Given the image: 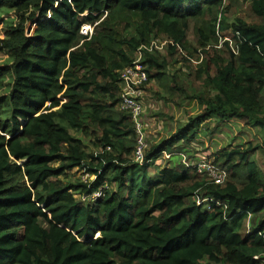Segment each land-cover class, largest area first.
<instances>
[{
    "label": "trees",
    "instance_id": "16d2710c",
    "mask_svg": "<svg viewBox=\"0 0 264 264\" xmlns=\"http://www.w3.org/2000/svg\"><path fill=\"white\" fill-rule=\"evenodd\" d=\"M239 2L256 22L228 19ZM2 8L16 17L0 39L10 59L0 66V83L10 80L0 97V264H264V177L251 158L264 152V0ZM177 54L188 66L170 72ZM136 61L158 100L199 107L158 141L145 130L141 161L121 108L120 72ZM233 119L259 141L213 153L208 162L226 172L214 183L184 149Z\"/></svg>",
    "mask_w": 264,
    "mask_h": 264
},
{
    "label": "rangeland",
    "instance_id": "374dc122",
    "mask_svg": "<svg viewBox=\"0 0 264 264\" xmlns=\"http://www.w3.org/2000/svg\"><path fill=\"white\" fill-rule=\"evenodd\" d=\"M15 17L16 15L11 9H0V39L4 37L7 27L14 24ZM227 17L230 21H232V19H234L235 17H240L249 23L256 22L255 18H253L250 13L248 4L242 2H239L236 6H230ZM92 28L93 27L91 26V31ZM225 35L227 38L230 37L228 33H226ZM189 38L192 39L191 36H189ZM181 55L177 54L175 56L176 59H181ZM180 61L182 62L171 66L169 71L172 72L174 69H183L184 71V67L188 66V64L182 59ZM6 64H10V59L8 58L6 52L0 51V66ZM9 81V76L5 75L2 82L0 83V97L8 92ZM193 85L196 86V82L193 81ZM155 90L156 88L153 84H148L144 96V110L146 107L145 112H149L148 107L146 106L147 103L150 105L149 109H152V113L148 115V123L146 127L147 132H149V140L152 139V141H154L155 139L156 141H158L161 138L169 135L177 128V126L185 123L186 119L189 116L193 115L195 110H198L199 108L195 102H193L190 106H186V98H184L183 96H174L173 100L165 103L163 100H158L154 96ZM175 103H178L180 106L176 105ZM246 123L247 122L243 120L233 119L231 121V126L228 127V130L224 129V131L221 133L216 132L210 138L204 137V134H201V144L194 143L191 149H184L193 153L189 157L188 161L196 163L198 160H201L204 157L210 160L209 158L213 153L221 150L222 148H226L229 145L234 146L237 144L242 145L245 143H251V145H255L256 142L259 141V136H254L256 134V130L252 127H248ZM179 156L180 158H183L182 154H179ZM195 157L197 159L196 161L193 160ZM251 158L258 163L260 172L264 177V152L260 149H257L252 154ZM165 159L166 158L163 157L158 161V163ZM164 163H166V161ZM79 173L80 172H77V175Z\"/></svg>",
    "mask_w": 264,
    "mask_h": 264
},
{
    "label": "built area",
    "instance_id": "2783aa9c",
    "mask_svg": "<svg viewBox=\"0 0 264 264\" xmlns=\"http://www.w3.org/2000/svg\"><path fill=\"white\" fill-rule=\"evenodd\" d=\"M80 33L87 36L92 33L91 26L83 24L80 28ZM163 42L159 43L158 49H162ZM140 57H137V60ZM121 80V108L127 111L135 124V131L137 132V148H136V160L141 161L142 149L146 146L144 142V134L148 123L147 114L144 110V96L145 89L147 87V74L145 68L140 65L137 61L130 67L120 72ZM165 157H168L167 155ZM183 163L189 165L183 157ZM196 170L198 173L206 174L208 178L214 183H222L226 177V172L212 165L204 157V159L198 160ZM95 196H99L100 192H96ZM206 201V199H203ZM264 238V235H262ZM256 258V257H255Z\"/></svg>",
    "mask_w": 264,
    "mask_h": 264
},
{
    "label": "clouds",
    "instance_id": "9594fccd",
    "mask_svg": "<svg viewBox=\"0 0 264 264\" xmlns=\"http://www.w3.org/2000/svg\"><path fill=\"white\" fill-rule=\"evenodd\" d=\"M207 159V158H206ZM208 160V159H207ZM209 161V160H208Z\"/></svg>",
    "mask_w": 264,
    "mask_h": 264
}]
</instances>
